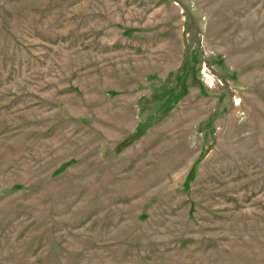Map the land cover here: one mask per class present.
Wrapping results in <instances>:
<instances>
[{
  "label": "rangeland",
  "instance_id": "rangeland-1",
  "mask_svg": "<svg viewBox=\"0 0 264 264\" xmlns=\"http://www.w3.org/2000/svg\"><path fill=\"white\" fill-rule=\"evenodd\" d=\"M0 264H264V0H0Z\"/></svg>",
  "mask_w": 264,
  "mask_h": 264
}]
</instances>
